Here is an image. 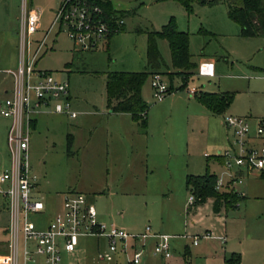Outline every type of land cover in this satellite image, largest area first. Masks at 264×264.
Listing matches in <instances>:
<instances>
[{"label":"rangeland","instance_id":"obj_1","mask_svg":"<svg viewBox=\"0 0 264 264\" xmlns=\"http://www.w3.org/2000/svg\"><path fill=\"white\" fill-rule=\"evenodd\" d=\"M111 1L122 8L117 12L124 20L120 32L97 48L77 50L65 32L53 29L39 55L36 68L69 83L76 117L49 111L35 114L29 162L36 193L44 200L56 195L60 202L66 191L81 192L96 210L101 207L105 218L99 221L108 226L131 234L143 233L148 226L152 233L170 236L171 257L154 256L153 239L148 238L139 264H184L186 250L191 264H224L231 252L241 255L235 264H264V178L258 172L244 174L236 187L241 191L247 187V198L239 201L238 207L222 208L219 213L213 212L211 198L201 205H189L191 192L186 186V176L204 174L207 163L210 171L219 170L214 155L227 148L225 134L232 139L224 123L226 115L249 118L252 135L264 117V35L241 36L221 2L193 0L188 11L177 0ZM22 3L0 0V99L6 96L3 87L13 84L7 60L15 51L16 64L19 62ZM26 3L44 10L42 19L47 25L57 0ZM171 17L179 30L189 34L192 60L212 59L216 74L205 77L194 73L183 89H179L181 78L175 76L173 92L161 101L154 98L148 75L141 87L148 105L147 126L129 122V118L130 124H126L123 119L128 116L110 113L107 108V75L151 71L146 61L147 33L161 30ZM40 35L38 32L32 38ZM157 45L163 60L158 72L169 85V45L165 39H157ZM192 88L231 92L233 100L225 112L215 115L194 98L189 92ZM6 124L7 119L0 115V162L8 156ZM5 225L6 210L2 209L0 253ZM205 233L224 235L226 242L200 239L198 245L192 243L190 236ZM79 240L84 251L75 257L63 252L62 264H127L123 253H117L112 261L96 258L105 239Z\"/></svg>","mask_w":264,"mask_h":264},{"label":"built area","instance_id":"obj_2","mask_svg":"<svg viewBox=\"0 0 264 264\" xmlns=\"http://www.w3.org/2000/svg\"><path fill=\"white\" fill-rule=\"evenodd\" d=\"M99 1L110 0H57L52 20L41 38L32 37L40 27L41 11L28 7L23 0L19 39V62L15 69L7 70L13 76L12 89L0 99V115L9 120L6 144L9 166L0 169V197L6 199L8 212L7 251L0 255V264H61V250L74 251L81 237L103 238L107 242L97 258L112 261L117 253L127 257L128 264H138L146 246L147 237L157 238L152 248L154 256H171L169 239L165 234H154L146 226L145 231L131 234L113 225L99 221L97 211L85 194L74 190L63 195L62 209L57 211L45 228H37L30 215L44 209V203L32 199L31 190L35 177L30 170L29 141L35 114L40 111L67 114L74 118L71 108L69 83L59 81L50 71L36 68L47 38L53 29L65 32L77 50H91L101 45L110 35L121 31L124 20L114 9L111 22ZM200 76H213V63L202 62L197 67ZM153 95L161 101L168 93V84L159 72L151 75ZM194 89L189 92L194 94ZM224 123L232 133L230 145L215 156L222 160L223 175L216 179L215 190L230 187L238 196L244 193L236 187L242 183L244 174L264 170V117L258 120L254 136L249 119L226 115ZM254 137L260 144H254ZM205 156H209L205 154ZM225 176V178L223 177ZM195 200L191 193L188 204ZM238 206V204H237ZM194 245L200 239H217L221 243L226 237L210 233L190 236Z\"/></svg>","mask_w":264,"mask_h":264},{"label":"trees","instance_id":"obj_3","mask_svg":"<svg viewBox=\"0 0 264 264\" xmlns=\"http://www.w3.org/2000/svg\"><path fill=\"white\" fill-rule=\"evenodd\" d=\"M177 1L188 11L191 10V2L193 0ZM220 1L226 4L228 17L239 26L241 36L255 37L264 35V0H198L199 3L205 4H215ZM99 3L104 8L108 21L111 22L115 9L112 2L99 1ZM157 39H165L170 49L172 70L167 71L169 80L168 93L173 91L172 81L174 76L181 78L179 89H183L186 87L190 76L194 74V70L198 67L192 61L189 49V34L186 31L179 30L174 17H171L161 30L147 33L146 61L151 71H124L107 75L105 89L109 112L129 113L132 120L143 128L147 126L146 112L148 105L142 98L141 87L146 77L158 72V68L163 64ZM194 95L210 112L218 115L225 112L233 100V93L227 91H198ZM33 125L34 122L32 123ZM215 157L217 160H221L220 157ZM260 176L264 178V170L260 171ZM216 179L217 176L209 171L208 165H206L204 174H189L186 176V186L195 197L193 204L195 206L201 205L208 198H211L212 210L215 213H219L222 208L238 207L237 204L244 198V195L238 196L231 191L215 190ZM234 202H236L235 205ZM234 261L236 260L228 258L225 260V264H233Z\"/></svg>","mask_w":264,"mask_h":264},{"label":"crops","instance_id":"obj_4","mask_svg":"<svg viewBox=\"0 0 264 264\" xmlns=\"http://www.w3.org/2000/svg\"><path fill=\"white\" fill-rule=\"evenodd\" d=\"M111 1V0H110ZM112 2V1H111ZM221 3H223V4H225L223 1H220ZM219 3V2H218ZM113 4V3H112ZM226 5V4H225ZM113 7L115 8V9H117L119 12H122L121 10H122V8L121 7H117V6H114L113 5ZM55 8V7H54ZM54 8H52L51 9V17L49 18V22L47 23V25L46 24H44V22H43V19H42V15H43V13H44V10L41 8V9H38V10H40L41 11V16H40V27H39V29H38V31L36 32V34L38 33V32H41V35H40V37H37V38H41L42 36H43V34H44V32L46 31V29H47V27L49 26V24H50V22H51V20H52V17H53V9ZM226 8H227V6H226ZM46 25V26H45ZM53 31V30H52ZM51 31V32H52ZM50 35V34H49ZM49 35H48V37H49ZM48 39V38H47ZM53 41L55 42V38L53 39ZM18 55V54H17ZM192 55V54H191ZM192 61H194V60H192ZM196 64H197V66L200 64V63H202V62H210V63H213V76H205V77H214L215 76V69H216V67H215V63H214V61L212 60V59H210V58H201L199 61H194ZM17 63V56H16V51L12 54V56H10L9 58H8V60H7V64H8V67H7V70H13V69H15L16 68V64ZM15 67V68H14ZM172 69H169L168 71H171ZM9 73V72H8ZM194 73H197V68L194 70ZM198 75V74H197ZM192 76H194V74L192 75ZM192 76H190V78H189V80L191 79V77ZM198 76H200V75H198ZM175 77V76H174ZM264 78V77H263ZM174 79V78H173ZM188 80V81H189ZM173 82V81H172ZM13 85V84H12ZM187 85H188V82H187ZM187 85H186V87H187ZM185 87V88H186ZM4 88V93L6 94V96L7 95H9V93H10V91H11V89H12V87H3ZM193 89V88H192ZM196 92H198V91H206V90H203V89H199V88H195L194 89ZM173 92V91H172ZM207 92H213V91H207ZM214 92H224V91H214ZM69 94H70V87H69ZM170 94V93H169ZM5 96V97H6ZM193 96H194V98L197 100V98L195 97V95L193 94ZM70 100H71V95H70ZM198 101V100H197ZM199 102V101H198ZM71 108H72V101H71ZM210 111V110H209ZM212 113V112H211ZM59 114H62V113H59ZM114 114H116V115H124V116H128V117H125L126 119H123L124 120V122L126 123V124H130L129 122H134L133 120H132V118H131V116H130V114L129 113H114ZM212 114H214V113H212ZM67 115V114H66ZM215 115H218V114H215ZM2 116V115H1ZM68 116V115H67ZM3 117V116H2ZM70 117V116H69ZM3 118H5V117H3ZM70 118H72V117H70ZM127 118H129V122L127 123ZM5 119H7V118H5ZM146 119H147V115H146ZM249 119V118H248ZM8 124H9V120L7 119V124H6V133H7V128H8ZM35 125H36V118H35V120H34V125L32 126V127H35ZM255 133V132H254ZM254 133H253V136H254ZM3 136H4V132H3ZM230 136H231V138H232V136H233V133H232V131L230 130ZM223 140V139H222ZM230 140L231 139H229L228 137H227V135L225 134V144H226V147H229V145H230ZM254 142L256 143V144H260L261 143V140L260 139H256L255 137H254ZM29 143H30V141H29ZM222 143H223V141H222ZM218 150H220V149H218ZM7 158L5 159V161L4 160H2L1 162H0V166H1V168L0 169H2V168H7L8 166H9V152L7 153ZM206 157H208V156H206ZM214 158H215V163L217 164V166L219 167V170L216 172V171H210L211 173H214L217 177L218 176H221V175H223L222 173H223V171L225 170V168L223 167V165H222V162H221V160H217L216 159V157L214 156ZM207 165L209 166V164L207 163ZM222 168V169H221ZM205 169H206V167H205ZM30 170H31V167H30ZM219 172V173H218ZM258 174H259V176H260V173L258 172ZM193 175V174H192ZM224 177V176H223ZM261 177V176H260ZM262 178V177H261ZM240 190V189H239ZM245 190H248V188L247 187H245L244 188V191H242L243 193H245ZM65 193V192H64ZM64 193H63V195H64ZM115 193V192H114ZM110 194H113V192H111ZM63 195H62V198H61V201L60 202H58V201H56V195H52L51 197H50V199L48 200H44L43 198H41V196H39V194H37L36 193V191H35V188L33 187L32 188V190H31V197H32V199H38V200H41L43 203H44V209L42 210V211H40V212H38V213H33V214H31L32 216H35L36 217V219H34V220H32L31 218V220L35 223V225H36V227L37 228H45V226L47 225V223L53 218V216H54V214L57 212V211H60L61 209H62V202H63ZM99 197H101V196H98V198ZM245 198H247V194L245 193L244 194V198L242 199V200H244ZM88 200V202H89V198L87 199ZM100 200V199H99ZM90 203V202H89ZM91 204V203H90ZM92 205V204H91ZM7 204H6V199L5 198H3V197H0V211L2 210V209H5L6 210V225L2 228V232L4 233V239H3V241H2V247H1V249H2V252L0 253V255L1 254H3V253H5L6 251H7V240H8V235H7V225H8V212H7ZM97 211V217H98V219H104L105 218V214H104V212H103V210L101 209V207H100V210H96ZM31 215H30V217H31ZM151 232V231H150ZM152 233V232H151ZM154 234H157V233H154ZM82 238V237H81ZM89 238H93V237H89ZM148 238H150V239H153V243H152V245L154 246V244L156 243V241H157V238L156 237H154V236H150V237H147V239ZM98 239V238H97ZM147 239H146V244H147ZM106 241V240H105ZM226 242V241H225ZM224 242V243H225ZM97 243H98V241H97ZM170 244V243H169ZM223 244V243H222ZM196 245H198V244H196ZM106 247H107V242H106V244H105V246H104V248L102 249V250H104V249H106ZM98 251L99 250H101V249H97ZM82 251H84V248L83 247H81V244H80V240L78 241V244H77V246H76V248H75V250L74 251H65V250H61V252H60V254H62L63 252H65V253H67V254H69V255H71L72 257H75V256H77L80 252H82ZM120 253V252H119ZM97 255V254H96ZM184 264H191V261L189 260V257L191 256V254H190V252L189 251H185V254H184ZM171 257V256H170ZM240 257H241V255H240V253H236V252H231V255H230V257L229 258H233L234 260H236V261H234V263L233 264H235L237 261H239V259H240ZM96 258H97V256H96ZM161 258H163V257H161ZM169 258V257H168ZM98 259V258H97ZM163 259H166V258H163ZM226 259H228V258H224V264H225V260ZM100 260V259H99ZM141 261V260H140ZM140 263V262H139ZM138 263V264H139ZM37 264H43V261H42V258L41 257H38V262H37ZM61 264H62V258H61ZM128 264V263H127Z\"/></svg>","mask_w":264,"mask_h":264}]
</instances>
